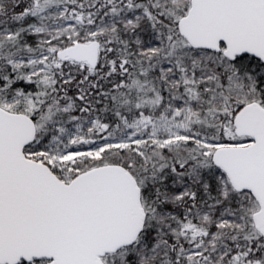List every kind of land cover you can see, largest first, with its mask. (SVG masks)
I'll return each instance as SVG.
<instances>
[{
    "label": "snow or ice",
    "instance_id": "snow-or-ice-1",
    "mask_svg": "<svg viewBox=\"0 0 264 264\" xmlns=\"http://www.w3.org/2000/svg\"><path fill=\"white\" fill-rule=\"evenodd\" d=\"M0 264H264V0H0Z\"/></svg>",
    "mask_w": 264,
    "mask_h": 264
}]
</instances>
